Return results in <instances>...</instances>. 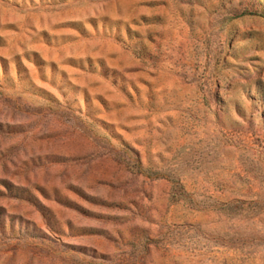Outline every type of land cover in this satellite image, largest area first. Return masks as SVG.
Instances as JSON below:
<instances>
[{
  "label": "rangeland",
  "instance_id": "1",
  "mask_svg": "<svg viewBox=\"0 0 264 264\" xmlns=\"http://www.w3.org/2000/svg\"><path fill=\"white\" fill-rule=\"evenodd\" d=\"M0 264H264V0H0Z\"/></svg>",
  "mask_w": 264,
  "mask_h": 264
}]
</instances>
